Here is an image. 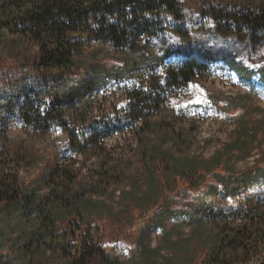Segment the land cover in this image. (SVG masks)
I'll use <instances>...</instances> for the list:
<instances>
[{"label":"rangeland","instance_id":"obj_1","mask_svg":"<svg viewBox=\"0 0 264 264\" xmlns=\"http://www.w3.org/2000/svg\"><path fill=\"white\" fill-rule=\"evenodd\" d=\"M181 2L185 8L182 25L168 19V29L148 38L142 49L127 56L115 50L106 57L101 53L97 64L106 67L91 69L89 80H105L110 68L115 72L128 67L130 70L120 78L109 77L101 89L73 105H63L61 111L51 110L49 116L40 98L50 102L55 91L67 98L86 73L59 87L58 81L53 84L51 77L37 75L28 65L35 57L34 47L24 46L27 61L0 49V189L3 184L48 195L57 186L56 178H52L57 168L73 173L85 199L99 206L83 211L82 231L78 225L68 229L77 237L89 230L100 243L102 254L95 255L88 264H201L210 245H200L194 227L183 222L186 213H195L204 192L195 193L184 179L173 177L161 162L145 155L146 148L160 146L172 151L175 158L209 160L236 139L244 124H264L263 86L254 81L261 93L242 90L240 85H248L230 65L232 60H241L248 54L249 38L239 41L234 36H220L211 19L202 15L213 8L256 10L264 0ZM259 42L264 46V36ZM189 58L202 64L195 79L186 87L166 88L165 69L181 66ZM156 82L162 86L160 96L165 98L160 108L145 109L139 117L124 108L131 93L148 90ZM85 106L89 127L73 143L67 132L79 131L77 118ZM145 125L149 129L146 136L141 132ZM172 140H179L182 153H176ZM258 141L252 149L261 148L264 130ZM257 155L254 161L237 162L235 169L264 168V152ZM153 176L157 179L152 188L147 182ZM132 188L137 198L127 195ZM251 195L254 201L248 206L246 198ZM22 202L19 199L18 206ZM233 202L224 199L219 205L225 209ZM240 203L247 205V210L260 205L264 212V179L261 185L248 190ZM18 206L0 212L1 233L16 228L21 215L16 210ZM204 216L207 212L203 208L197 218ZM202 220L210 236L219 232L209 217ZM243 224L244 220L234 225ZM19 236L11 234L0 245V264H73L77 258L79 247L72 240L66 257L59 249L33 255L32 251H22L25 243ZM261 263L264 264V250L255 262Z\"/></svg>","mask_w":264,"mask_h":264},{"label":"trees","instance_id":"obj_2","mask_svg":"<svg viewBox=\"0 0 264 264\" xmlns=\"http://www.w3.org/2000/svg\"><path fill=\"white\" fill-rule=\"evenodd\" d=\"M184 9L181 0H0V49L2 53L23 56L25 60L24 46L34 47L35 57L28 65L37 75L51 77L53 84L58 81L59 87L67 85L73 77L80 78L86 73L85 79L77 84L78 88H71L67 98L65 95L64 98L60 96L57 91L52 93L50 102H46L44 97L40 98L46 104L45 115L49 116L51 110L61 111L63 105H73L80 98L101 89L109 77L120 78L130 70L128 67L115 72L110 68L106 70L105 80H89L88 72L91 69L106 67L97 64L101 53L106 57L110 50H115L127 56L142 49L148 38L170 27L168 19L182 25ZM211 11L202 15H205L203 18L211 19L218 35L234 36L239 41H243L244 37L249 38L248 54L241 60H232L230 65L242 83L248 85L251 93H261L256 89L254 81L263 86L264 91V46L259 42L264 36V3L256 10L213 8ZM180 35L186 37L183 32ZM200 68L202 64L194 58L187 59L181 66L167 67L166 88L186 87L195 79ZM159 91H162V86L156 82L148 90L133 92L128 96L124 108H129L135 116L141 115L145 109H158L165 99ZM243 105L240 106L246 109ZM77 125H81L78 132H67L73 143L89 127L86 106L78 114ZM146 127L141 128L144 136L149 131ZM263 130V123L250 127L244 124L236 139L209 160L197 157L175 158L172 151H164L160 146L146 148L145 155L155 162H161L173 177L184 179L195 193L204 192L195 213H186L183 222L184 225L194 227L197 234L195 239L200 245H210L201 264H255L262 257L264 212L260 205L247 210V205L240 202L248 190L261 185L264 168L239 171L235 169V164L250 155ZM172 147L178 154L184 151L179 140H172ZM60 172L57 168L52 174L57 186L48 195L41 196L35 190L29 191L22 187L15 190L13 186L2 184L0 212L18 206L19 199L23 202L16 209L21 212L16 228L5 233L0 230V245L11 234H19L25 238L22 247L25 254L32 251L33 255H38L59 249L66 257L72 240L73 245L79 247L73 264H88L95 255L102 254L100 243L89 230L77 237V233L72 234L68 229L78 225V230L82 231L83 211L99 206L85 199L73 173ZM156 179L153 176L147 185L150 182L153 188ZM134 191L132 188L127 195L137 198ZM211 197L214 200H209ZM224 199L234 202L225 209L220 208L219 203ZM253 201V195L247 196L248 206ZM203 208L207 216L197 218ZM206 217L219 230L214 236L209 235L210 230L207 231L202 223ZM242 220L245 224L234 225ZM0 225L1 229V218Z\"/></svg>","mask_w":264,"mask_h":264},{"label":"built area","instance_id":"obj_3","mask_svg":"<svg viewBox=\"0 0 264 264\" xmlns=\"http://www.w3.org/2000/svg\"><path fill=\"white\" fill-rule=\"evenodd\" d=\"M240 87H241L242 90H245V91H247L249 93L250 89L248 87H244L242 85H240ZM211 119H214V117L213 118H210V120ZM216 119H219V117L216 118ZM262 152H264V143H261V148L260 149H252L251 150V159H246V160L254 161V159L259 156L257 154H260L261 155Z\"/></svg>","mask_w":264,"mask_h":264},{"label":"crops","instance_id":"obj_4","mask_svg":"<svg viewBox=\"0 0 264 264\" xmlns=\"http://www.w3.org/2000/svg\"><path fill=\"white\" fill-rule=\"evenodd\" d=\"M35 191L37 192V190H35ZM19 240L24 241V243H25V238H22L21 236H19Z\"/></svg>","mask_w":264,"mask_h":264},{"label":"bare ground","instance_id":"obj_5","mask_svg":"<svg viewBox=\"0 0 264 264\" xmlns=\"http://www.w3.org/2000/svg\"><path fill=\"white\" fill-rule=\"evenodd\" d=\"M246 159H251V157L249 156L248 158H246ZM245 159V160H246ZM245 160H241L239 163H242L243 161H245Z\"/></svg>","mask_w":264,"mask_h":264}]
</instances>
